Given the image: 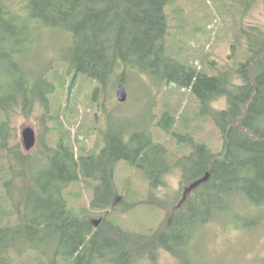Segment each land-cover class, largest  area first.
<instances>
[{
  "label": "trees",
  "instance_id": "16d2710c",
  "mask_svg": "<svg viewBox=\"0 0 264 264\" xmlns=\"http://www.w3.org/2000/svg\"><path fill=\"white\" fill-rule=\"evenodd\" d=\"M176 1L24 0L15 7L16 0H0V80L4 75L15 80L0 84V90L7 86L11 91L0 95V152L20 164L18 168L10 159V176L3 180L21 218L15 226H0V264L9 263L12 250L38 252L37 239H45L59 261L67 264H134L159 248L176 255L182 264H199L190 251L193 235L189 226L208 224L216 210H224L226 195H239L248 209L264 206V31L235 25L231 66L221 69L214 65L215 71L209 73L206 68L183 62L167 42V8ZM234 1L245 12L251 0ZM37 30L65 34L68 45L62 58L68 72L74 80L78 74L94 79L98 83L95 99L102 87L123 83L129 72L147 74L155 82L192 90L201 115L216 122L224 139L221 153L195 141L190 133L174 130L177 119L169 111L161 117L159 125L180 144L193 149L181 164L189 186L167 228L147 236L110 223L119 230L113 235L108 229H95L91 220L71 207L64 194L70 185L82 181L93 190L91 209H112L118 193L115 173L121 161L142 171L154 188L160 185L175 164L167 147L154 141L149 132L136 131L127 141L110 130L98 153L79 155L62 136L39 158V174L32 169L34 161L21 153L18 145L10 147L13 134L8 112L17 106L29 111L36 102L49 107V97L57 88L46 77L48 69L38 72L25 68L23 57L32 49V35ZM239 48L245 50L243 58ZM220 98H225L227 107L214 110L213 102ZM167 120L169 125L164 124ZM141 134L147 138L141 139ZM208 173L207 181L189 190ZM16 178H21V183H15ZM90 208L84 209L87 215L92 213ZM57 263V259L52 262Z\"/></svg>",
  "mask_w": 264,
  "mask_h": 264
},
{
  "label": "rangeland",
  "instance_id": "374dc122",
  "mask_svg": "<svg viewBox=\"0 0 264 264\" xmlns=\"http://www.w3.org/2000/svg\"><path fill=\"white\" fill-rule=\"evenodd\" d=\"M23 2L16 0L14 6L19 7ZM248 6L243 12L240 4L234 0H177L167 8L170 17L167 42L186 64L206 68L209 73L215 71L214 65L221 69L228 68L232 64L230 54L235 27L248 30L255 27L264 31V0H251ZM33 34L32 49L23 57L25 68L38 72L48 69L46 77L56 83L57 88L49 97V107L36 102L29 111L17 106L8 112L13 134L9 139L10 147L16 148L18 145L21 153L34 161L32 169L39 174V158L49 152L62 136L69 139L79 155L98 153L104 147L110 130L113 135H122L127 141L136 131L149 132L154 141L167 147L170 161L175 164L160 185L154 188L142 171L121 161L115 173L118 193L112 209H91L93 190L82 181L70 185L64 194L71 207L80 216L91 220L95 229H108L113 235H118L119 230L111 227L112 224L126 232L147 236L167 228L171 214L189 186L183 179L181 164L193 149L189 144H180L167 133L159 125L161 117L169 111L177 119L174 130L190 133L195 141L206 144L213 152L221 153L224 139L214 119L201 115L199 100L192 90L173 83L155 82L147 74L129 72L126 75L123 83L128 97L124 102L117 97L118 82L109 83L105 89L102 87L95 99L98 83L85 74H78L74 80L68 72L62 58L68 45L65 34L50 30H37ZM238 53L240 58L245 56L243 48H239ZM15 59L21 62L19 55ZM10 66L13 67L11 63ZM1 78L0 84L10 81L3 85L15 82L12 76L4 75ZM9 92L6 86L0 90V95ZM225 107V98L213 102L214 110ZM51 116L55 118L51 119ZM164 124L169 125L170 120L164 121ZM27 127H32L37 133L36 144L30 150L25 148L22 136ZM145 136L141 134V139L147 138ZM10 159L19 168L18 162L12 157L7 158V153L0 152V226H15L21 221L16 210L18 207L8 197V187L3 180L6 175L10 176L7 170ZM15 183H21V178H16ZM14 192L17 196L16 189ZM226 197L222 203L224 210H216L208 224L200 227L197 222L189 226L190 236L193 235L189 241L193 258L199 264H264V206L248 209L239 195ZM87 207L92 211L90 215L84 212ZM95 221L98 223L95 224ZM42 241H36L38 252L12 250L8 264H52L55 259L57 264H67L64 260L59 261L54 248L44 242L45 239ZM150 241L151 246L153 241ZM134 264L182 263L173 253L159 248L154 255L147 253Z\"/></svg>",
  "mask_w": 264,
  "mask_h": 264
},
{
  "label": "water",
  "instance_id": "95a60500",
  "mask_svg": "<svg viewBox=\"0 0 264 264\" xmlns=\"http://www.w3.org/2000/svg\"><path fill=\"white\" fill-rule=\"evenodd\" d=\"M117 93V97L119 99V101L124 102L127 100L128 97V92L126 89V86L124 85V83H120L119 87H118V91ZM36 134L35 130L32 127H27L23 130L22 136H23V142L24 145L26 146L25 148L27 150L32 149L35 144H36ZM209 173L207 175H205L204 178L200 179L199 181H197L196 183H194L189 190H191L194 187H197L198 185H200L201 183L207 181L209 179ZM98 222L95 221V224H97Z\"/></svg>",
  "mask_w": 264,
  "mask_h": 264
}]
</instances>
